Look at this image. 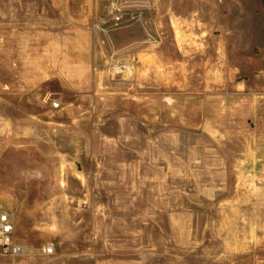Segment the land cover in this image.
I'll use <instances>...</instances> for the list:
<instances>
[{
    "label": "rangeland",
    "instance_id": "374dc122",
    "mask_svg": "<svg viewBox=\"0 0 264 264\" xmlns=\"http://www.w3.org/2000/svg\"><path fill=\"white\" fill-rule=\"evenodd\" d=\"M0 212V264H264V0H0Z\"/></svg>",
    "mask_w": 264,
    "mask_h": 264
},
{
    "label": "built area",
    "instance_id": "2783aa9c",
    "mask_svg": "<svg viewBox=\"0 0 264 264\" xmlns=\"http://www.w3.org/2000/svg\"><path fill=\"white\" fill-rule=\"evenodd\" d=\"M123 63L117 64L116 69L124 68ZM55 107H59L55 103ZM0 252L7 257H20L25 254V246L16 237V228L14 220L7 212H0ZM44 252L48 255L52 254L53 248L50 246L44 247Z\"/></svg>",
    "mask_w": 264,
    "mask_h": 264
}]
</instances>
